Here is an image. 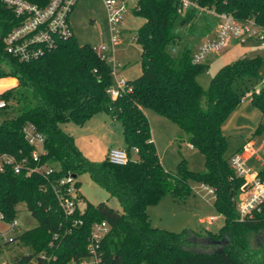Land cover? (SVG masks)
Masks as SVG:
<instances>
[{"label": "trees", "instance_id": "trees-1", "mask_svg": "<svg viewBox=\"0 0 264 264\" xmlns=\"http://www.w3.org/2000/svg\"><path fill=\"white\" fill-rule=\"evenodd\" d=\"M25 1L41 6L47 0ZM195 1L201 8L264 26V0ZM179 2L138 0L139 9L133 13L144 20L135 35L141 49V75L128 82L131 92L112 102L106 94L112 85L110 66L74 36L59 40L53 50L31 62L7 54L3 39L20 24V18L0 0V80L17 81V86L0 94V100L7 107L10 102L20 107L18 115L0 121V154L28 158L32 148L22 129L31 124L44 137L40 162L58 166L46 176L15 174L11 169L0 173V214L5 221L15 219L16 207L24 204L38 223L13 243L4 244L29 249L26 256L11 257L12 264H81L88 258L91 226L99 222L110 227L101 243L100 264H264V207L253 219H239L236 198L249 187L224 157L223 134L224 123L241 103L239 85L257 80L262 62L242 57L227 64L203 90L196 78L207 66L191 63L193 43H186L175 55L171 49L181 40L177 29L188 27L195 43L201 42L216 21L196 9L179 15ZM11 85L14 81H0V91ZM255 91L251 103L264 114V85L258 94ZM143 110L153 111L184 133L188 145L204 157L202 173L188 170L183 159L175 173L162 167ZM99 112L109 114L121 126L128 154L124 165L111 164L107 158L90 162L60 127L68 122L81 126ZM132 149L137 151L135 160ZM68 173L87 174L109 199L118 202L121 211L105 203L91 205L79 193L85 203L83 213L66 217L54 189H60L58 182ZM260 177L264 179V169ZM192 181L213 191L214 208L224 219L219 232L202 237L188 230L174 233L152 227L147 208L165 196L184 201ZM76 189H80L79 182ZM77 220L81 224L73 226ZM254 235L258 236L255 246L251 243Z\"/></svg>", "mask_w": 264, "mask_h": 264}, {"label": "rangeland", "instance_id": "rangeland-1", "mask_svg": "<svg viewBox=\"0 0 264 264\" xmlns=\"http://www.w3.org/2000/svg\"><path fill=\"white\" fill-rule=\"evenodd\" d=\"M69 22L74 38L80 45L94 48L100 44H109V26L102 0H79L70 15ZM143 23L144 20L135 16L133 10L123 16V21L119 26L121 44L115 47L113 54L115 61L122 67L111 75L112 84L119 79L133 82L141 75V49L135 41V35ZM201 25L202 23L199 24ZM176 32L180 34L181 40L179 44H176L177 46H173L171 54L175 55L186 43H193L192 54L196 53L200 41L195 43L196 37L190 34L189 28H179ZM242 57L260 58L262 66L259 72L260 77L257 80L246 81L239 85L238 93L241 103L223 125L227 145L224 157L229 161L236 155L245 159L248 156L245 152L249 150L244 152L247 144H251L256 150L260 147L259 152L252 155L245 164L248 170L255 173L264 169V114L252 105L251 100L254 91L260 90L264 85V48H260L255 42L245 44L232 42L220 52L210 53L207 56L203 62L207 66V71L199 74L196 81L203 90H207L212 77L221 67ZM7 80L14 81L11 78L0 81ZM15 86H17L16 81L14 85L2 89L0 94ZM19 108L17 104L10 102L9 107L0 111V121L18 115ZM143 112L150 125L159 161L167 172L175 173L182 159L187 169L192 172L202 173L205 170L203 155L189 147L186 136L175 124L151 110H143ZM60 127L73 137L77 148L90 162L104 161L109 152L108 149L117 144L122 146L124 144L120 124L105 112L93 115L81 126L68 122ZM131 159H136L134 153H131ZM54 168L58 169V166L54 165ZM76 179L80 184L79 191L87 203L91 205L105 203L110 208L121 211L118 202L115 199H109L108 194L92 183L87 174H79ZM242 198V194L237 196V206L242 202ZM213 202V195L203 189L198 182L192 181L191 193L184 201L177 202L165 196L157 204L148 207L147 214L154 228L174 233L188 230L203 237L207 233L217 234L224 225V219L214 208ZM262 207L264 204L259 209L250 210L247 214L248 219H253L256 214H259ZM15 219L20 233L38 225L24 204L16 207ZM18 235L6 232V226L0 223V259L10 260L13 256L29 254V249L20 244L4 245V239H13ZM257 237L254 235L251 239L253 246L258 243Z\"/></svg>", "mask_w": 264, "mask_h": 264}, {"label": "built area", "instance_id": "built-area-1", "mask_svg": "<svg viewBox=\"0 0 264 264\" xmlns=\"http://www.w3.org/2000/svg\"><path fill=\"white\" fill-rule=\"evenodd\" d=\"M2 1L12 9L16 17L20 18V24L14 27L3 39L7 54L20 62L37 60L46 52L53 50L59 40L74 36L69 18L79 0H47L41 6L25 0ZM102 3L107 14L109 44H100L93 50L100 60L110 66L112 75L122 67L113 57L115 47L121 44L119 26L127 12L130 10L137 11L139 7L138 0H102ZM190 9H196L200 14H206L216 21L212 32L202 39L196 53L192 55V64H203L210 53H218L232 42L239 44L255 42L260 48H264V26L257 25L254 20L238 21L229 14H219L212 9L201 8L195 0H180L177 13L184 16ZM129 92H131V86L124 79L116 80L115 84L113 83L106 90V94L112 102ZM255 93L258 94L259 90H256ZM6 107V102L0 100V111ZM22 134L32 148L30 156L19 159L12 155L0 154V173L6 169H11L15 174L23 172L26 176L32 174L46 176L56 171L54 165L40 162L45 152L43 135L31 124L23 127ZM189 147L193 148L191 145ZM248 149V152L244 150L248 154L245 159L236 155L230 161L236 175L244 178L249 187L242 194V202L237 206L240 220L246 218L250 210L257 209L259 205L264 203V179L260 177V172L253 173L245 167L246 161L258 151L252 147ZM131 152L135 154L137 151L132 149ZM106 158L111 164L124 165L128 161V154L125 149H111ZM76 183V177L74 178L72 174L68 173L59 180L58 187L60 189H54L60 209L66 217H71L76 213L82 214L85 208L84 202L80 206L82 200L78 198L79 191L76 189ZM201 186L214 196L210 188ZM0 223L6 226V232L21 234L16 219L6 222L4 216L0 214ZM80 224L81 221L77 220L74 221L73 226ZM109 231L110 227L106 222L92 224L87 245L88 258L81 264H100L101 243ZM17 237L4 239V244L13 243ZM40 258L46 262L49 261L45 256H40ZM0 264H12V262L1 258Z\"/></svg>", "mask_w": 264, "mask_h": 264}, {"label": "crops", "instance_id": "crops-1", "mask_svg": "<svg viewBox=\"0 0 264 264\" xmlns=\"http://www.w3.org/2000/svg\"><path fill=\"white\" fill-rule=\"evenodd\" d=\"M12 80H14V81H16L15 79H12ZM17 82V81H16ZM151 141L153 142V139H152V134H151ZM153 144H154V142H153ZM122 145H119V144H117L115 147H111L110 149H108V151L109 150H111V149H125V144H123V146L121 147ZM249 147H252V149H254V147L251 145V144H247L246 146H245V151L249 148ZM193 149V148H192ZM254 150H256V149H254ZM259 150H260V147H259V149H257V151L259 152ZM108 153V152H107ZM135 155H136V153H135ZM79 193H80V191H79ZM81 194V193H80Z\"/></svg>", "mask_w": 264, "mask_h": 264}, {"label": "water", "instance_id": "water-1", "mask_svg": "<svg viewBox=\"0 0 264 264\" xmlns=\"http://www.w3.org/2000/svg\"><path fill=\"white\" fill-rule=\"evenodd\" d=\"M73 177L75 178L76 176H75V175H73Z\"/></svg>", "mask_w": 264, "mask_h": 264}]
</instances>
